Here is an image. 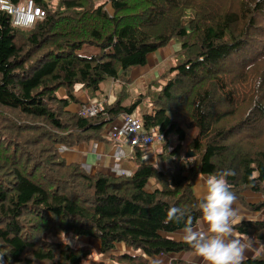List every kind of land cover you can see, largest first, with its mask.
Here are the masks:
<instances>
[{"label": "trees", "instance_id": "16d2710c", "mask_svg": "<svg viewBox=\"0 0 264 264\" xmlns=\"http://www.w3.org/2000/svg\"><path fill=\"white\" fill-rule=\"evenodd\" d=\"M32 1L43 16L29 28L0 11V264H104L90 246L51 240L62 234L95 240L101 256L123 244L130 252L108 255L112 264L194 252L164 236L184 227L166 215L182 208L194 227L203 219L194 182L221 170L235 173L234 202L264 209L241 197L264 195V0ZM171 42L175 64L123 105L131 69ZM84 46L96 52L79 53ZM108 81L119 90L99 101ZM93 99L96 112L81 116ZM144 101L150 110L137 117L159 136L153 154L164 167L145 161V146L132 148L129 175L89 174L60 156V147L106 142L105 126ZM233 232L246 244L264 241V215ZM243 264H264V250Z\"/></svg>", "mask_w": 264, "mask_h": 264}, {"label": "crops", "instance_id": "0c3cea01", "mask_svg": "<svg viewBox=\"0 0 264 264\" xmlns=\"http://www.w3.org/2000/svg\"><path fill=\"white\" fill-rule=\"evenodd\" d=\"M179 49V45L173 42L169 43L166 47L158 49L155 52L147 55L146 62L143 66H137L131 69L129 73V85L127 87L128 96L123 101V105L130 104L133 99L137 98L139 95H143L147 89V85L152 82L160 71H164L171 67V61L174 58V53ZM119 90V85L116 81H108L99 85V92H97V97L99 101L110 102L114 99V94ZM75 95L79 97L82 101L84 97L79 90H76ZM143 104V102L141 103ZM78 105V104H77ZM77 105H71L69 110L75 111ZM138 107V106H137ZM144 113L149 112V107H142ZM134 114L137 116V108L134 111ZM105 138V137H104ZM108 141V140H107ZM97 142L89 141L78 146L72 147L70 149L60 147L59 154L64 159L66 163H74L79 165L81 168H85L86 173L94 174L101 173L104 175H111L114 171H121L124 174H131L134 170V164L131 161L132 150H130L126 145L108 142ZM156 149L154 145L153 150L149 155H145V161H154L158 168L164 167L162 164H159L155 160L153 151ZM120 154L122 158L120 160H115V155ZM152 163V162H151ZM208 176L200 175L196 178L193 185V194L196 198H203L204 192L203 187ZM242 200L249 205H254L259 202L264 201V196L260 194H253L249 191H244L241 193ZM234 211V223L242 220H258L264 215V209L259 212H250L245 210L237 202H234L232 205ZM197 231H206L207 222L204 219H201L194 227ZM166 238L176 241L184 242L183 240V230L176 231L171 234L164 235ZM232 239H238L245 245L244 260L250 258L260 251L264 250V241H256L249 244H246L245 241L232 232ZM81 238H78L79 240ZM82 240H85L82 238ZM90 240V239H86ZM93 243L94 251H97L98 242L95 240H90ZM82 245H87L86 242H81ZM91 245V244H89ZM119 245H122L123 248L119 249ZM92 246V245H91ZM123 252H130L123 244H116L114 251L111 254H104L102 261H108V255H117ZM181 259L185 261L186 264H203L201 258L195 255L194 252L190 253H178V254H169V255H159L154 259L150 260V264H169L171 260ZM108 264H112L110 261Z\"/></svg>", "mask_w": 264, "mask_h": 264}, {"label": "clouds", "instance_id": "9594fccd", "mask_svg": "<svg viewBox=\"0 0 264 264\" xmlns=\"http://www.w3.org/2000/svg\"><path fill=\"white\" fill-rule=\"evenodd\" d=\"M234 174L231 169L221 170L205 181L199 208L207 222L206 231H197L185 222L186 212L182 208L171 207L167 212L168 222H184L183 240L203 264H243L245 245L231 238L235 222L232 208L235 195L227 177Z\"/></svg>", "mask_w": 264, "mask_h": 264}, {"label": "built area", "instance_id": "2783aa9c", "mask_svg": "<svg viewBox=\"0 0 264 264\" xmlns=\"http://www.w3.org/2000/svg\"><path fill=\"white\" fill-rule=\"evenodd\" d=\"M0 11L9 16L11 24L18 28H29L43 16L41 9L35 6L32 0H24L16 4L10 0H0ZM98 104L97 100L93 99L87 105L80 106L78 113L81 116H92L96 112ZM104 137L113 143L124 144L130 150L133 147L145 146L147 147L145 155L150 154L154 145L160 140L157 134H149L143 131L142 125L134 113L120 115L116 120L107 124L104 129ZM121 158L122 155H115V160ZM150 162L154 163V161ZM83 170L87 171L85 168ZM122 174L124 173L114 169L111 175Z\"/></svg>", "mask_w": 264, "mask_h": 264}, {"label": "rangeland", "instance_id": "374dc122", "mask_svg": "<svg viewBox=\"0 0 264 264\" xmlns=\"http://www.w3.org/2000/svg\"><path fill=\"white\" fill-rule=\"evenodd\" d=\"M95 52H96V49H95V48L84 46V47L81 49V51H80L79 53H81V54H85V55H91V54H93V53H95ZM175 61H176V58H173L172 61H171V66H173V65L175 64ZM144 106L149 107L148 104L146 103V101H144L143 104H140V105L137 107V112H138V113H144L145 111H144V109L142 108V107H144ZM149 109H150V107H149ZM195 133H196V130H195V129H190V130L186 131V137H185V141H184V143H187L191 138H193L194 135H195ZM156 148H157V144H156ZM148 155H149V154H148ZM146 156H147V155H146ZM77 239H78L77 237H72V236H70V235H66V234L58 235V236H56V237H52V238H51V240H53V241L65 242V243H68L69 245H71V246H73V247L82 245L81 243L78 242V241L81 240V242H82V241H83V242H86L87 246H90V247L93 248V243H92V241H90V240H86V239H85V240H82V238L79 239V240H77ZM89 244H91L92 246L89 245ZM121 248H123V246H122V245H119V249H121ZM100 256H101V254L96 253L95 251H93V253H92V258H93V259H97V260H99V261H102V257H103V256H102V257H100ZM112 256H115V255L113 254ZM108 261H110V260H108ZM108 261H107V262H108ZM102 262H103L104 264H108L107 262H104V261H102Z\"/></svg>", "mask_w": 264, "mask_h": 264}, {"label": "water", "instance_id": "95a60500", "mask_svg": "<svg viewBox=\"0 0 264 264\" xmlns=\"http://www.w3.org/2000/svg\"><path fill=\"white\" fill-rule=\"evenodd\" d=\"M193 157L192 153H190L189 151L186 152V154L184 155L185 159H191ZM2 262V259L0 257V263Z\"/></svg>", "mask_w": 264, "mask_h": 264}]
</instances>
